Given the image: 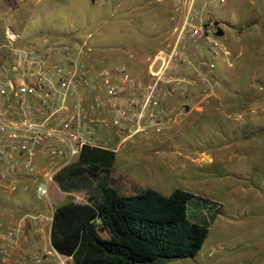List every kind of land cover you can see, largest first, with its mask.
<instances>
[{"label":"rangeland","instance_id":"374dc122","mask_svg":"<svg viewBox=\"0 0 264 264\" xmlns=\"http://www.w3.org/2000/svg\"><path fill=\"white\" fill-rule=\"evenodd\" d=\"M167 1L171 6L173 0H23L19 9L12 10L15 3L9 0L7 3H0V18L4 16V21H9L12 30L20 35L24 46L31 39L37 41L42 33H48L62 42L73 43L76 47L84 42L92 51L93 59H97L96 63L102 60L99 67L108 68L120 63L128 65L134 57L163 48L165 39L169 37L168 18L170 12H173L166 4ZM200 7H206L212 14L213 22L222 31L223 43L231 51V55L217 62L214 74L218 86H203L196 80L194 69L186 71L190 80L186 78L185 103L200 100L193 99L194 96L225 90L244 96L240 100L225 97L223 102L228 109L217 106L210 109V113L204 117L195 116L194 113L189 116H192L193 121L205 122L208 128L207 133H204L210 136L207 141L197 138L198 128L184 134L186 137L193 136L189 142L194 147L201 145L214 149L211 150L213 163L205 164L202 170L214 175V185L211 186L210 179L192 182L191 176L198 175L187 165L185 171L180 168L179 175L168 177L157 184L160 187L152 189L165 196L174 188H182L201 197H215L223 203L222 211L220 209L222 215L234 213L236 217H217L203 249L194 257L164 264H264V157H259L264 156V147L255 146L256 149L250 150L238 144V148L235 144L226 148L219 146L225 137L237 139L240 135L234 129V121L227 117L234 118L232 113H235L234 108L237 106L248 110L251 104H257L258 115L260 119H264V0H225L222 5L215 4L214 0H197L193 12H199ZM3 42L0 34V47ZM127 68L130 70L131 66L128 65ZM224 78H227V83H224ZM192 94L195 95L190 98ZM187 119L184 117L182 121ZM161 135L129 138L127 145L129 141L136 142L131 144L132 148L126 145L125 148L122 146L118 149V160L112 168V186L117 193L133 196L144 189L135 170L139 164L138 155L144 151V142L165 140L164 154L168 157L171 152L187 151L188 143L185 139L182 144L175 143L177 146H174L178 138L171 139L165 133ZM262 141L264 137L258 142ZM132 152L134 155L129 160L128 156ZM257 157L258 161H255ZM44 170L42 168L40 174ZM4 172L5 170V175ZM240 172L254 177L256 188H248L240 196L245 199L238 200L235 198L237 187L244 181ZM186 175L190 177H187L188 185ZM8 177L5 175V179L0 178V226H11L24 219L21 238L39 236L45 246H48L49 221L54 209L69 201L87 203L91 196L85 189L66 194L52 180L48 197L39 200L33 193L34 178L17 176V179L12 180L15 185L10 186ZM227 190H231V194L227 195ZM235 206L238 210L233 211ZM193 212L194 209L189 204L188 214ZM221 246L223 247L220 248ZM207 249L213 251L209 258L205 254Z\"/></svg>","mask_w":264,"mask_h":264},{"label":"built area","instance_id":"2783aa9c","mask_svg":"<svg viewBox=\"0 0 264 264\" xmlns=\"http://www.w3.org/2000/svg\"><path fill=\"white\" fill-rule=\"evenodd\" d=\"M196 1H188L172 42L147 59L143 76L124 65L91 69L87 46L55 40L35 49L6 30L7 58L0 65V168L38 176L34 192L43 200L59 169L55 161L71 164L84 146L97 145L94 125L110 127L121 141L171 129L182 116L174 101L185 97L186 71L194 69L203 86H218L217 62L231 55L209 10L193 12ZM99 108L104 115L100 119ZM38 156L45 165L35 161ZM23 223L21 219L14 226H0V255L16 250ZM27 264H48L46 254H32ZM55 264L72 260L61 255Z\"/></svg>","mask_w":264,"mask_h":264},{"label":"trees","instance_id":"16d2710c","mask_svg":"<svg viewBox=\"0 0 264 264\" xmlns=\"http://www.w3.org/2000/svg\"><path fill=\"white\" fill-rule=\"evenodd\" d=\"M114 160L112 150L84 146L78 161L54 175L62 192L91 194L87 203L54 209L49 238L55 252L72 264H164L194 257L221 206L182 189L167 196L148 187L121 195L112 186Z\"/></svg>","mask_w":264,"mask_h":264},{"label":"crops","instance_id":"0c3cea01","mask_svg":"<svg viewBox=\"0 0 264 264\" xmlns=\"http://www.w3.org/2000/svg\"><path fill=\"white\" fill-rule=\"evenodd\" d=\"M9 0H0V3H7ZM13 1L14 7L11 8L12 10H16L20 8V3L23 0H11ZM38 1V0H37ZM160 1V0H159ZM189 0H173L172 5L170 6L168 4V1L166 2V4L170 7V10L173 11L172 13L170 12L169 15V37H167V39H165V44L163 46L164 49L166 48L173 40V28L174 26H176V23L183 17V12L186 10L187 8V3ZM4 8V7H1ZM4 10V9H2ZM6 14V13H5ZM4 14V15H5ZM173 14V15H172ZM9 21H4V16H2L0 18V30H1V36L3 38V43L1 44L0 47V65L3 63V61L7 58V52L4 51L3 48V44L5 43V32L6 30H12V26L8 23ZM14 32V31H13ZM16 33V32H14ZM18 34V33H17ZM19 35V34H18ZM20 37V35H19ZM55 40H58L52 36H50L48 33H42L41 36L37 39V41H35L34 39H31L30 43L27 46H31L34 47L35 49H40L45 43L47 42H53ZM65 42V41H63ZM20 44L22 43L21 38H20ZM69 43V42H67ZM72 44L75 48H78L75 46V44ZM81 46H87L84 42H82L80 44ZM79 46V45H78ZM159 49V50H161ZM4 51V52H3ZM158 51V50H157ZM156 51V52H157ZM154 52V53H156ZM154 53H150V54H145L139 57H134L132 59H130V62L128 63V65L131 66V71L139 76H143L145 74V68L147 65V59L149 57H151ZM88 62L90 63V67L91 69H98L101 68L99 67L102 64V60L99 63H96L97 59L92 57V52L90 53L89 59H87ZM94 60V61H92ZM126 66L128 67V65H126L125 63H120L119 64H115L114 66ZM103 69V68H101ZM219 69H221V67L219 66ZM224 83L226 82L227 78H224ZM227 83V82H226ZM195 94H192V96H190V98H192ZM242 96L239 93L236 92H227L225 91H219V92H210V93H205L203 96H194L193 99L197 98V101L199 100L198 98H200V100L198 102L193 101V103H185L186 100H184L185 98H183L182 100L180 99L179 101H174V103H176L177 108H178V113H182L181 119L179 120L178 123H176L171 129H169L165 135L166 137H171V139L173 138H178L177 141L174 142V146H177L176 144L181 143L182 144V140L184 141V139L187 141V151H176L175 153L171 152L170 156H165V152H164V148L163 145L165 143V140H160V139H156L155 142L153 143L152 141L144 142L143 146H144V151L138 155V165L135 167L136 172L138 174V178H139V182L141 185H144V188H158L160 186H157V184H161L163 180L168 179V177H171L174 175L177 176L180 173V168H182L183 171H185V169H187V165L191 166V169L195 171V173L198 175L194 177V175H192V182H196L197 179H199V182H205L208 179H210L209 183L211 184V186L214 185V181L213 178L214 175L210 174V173H205L202 170H204V165L205 164H212L213 160H212V151L214 149H207L201 145H198V147H194L193 145L190 144V138L193 137L192 135L189 137L185 136V132H188L190 130V133L193 129L198 128V133H197V138L198 139H203L204 140H208L210 139V136H207L204 133H207V126L205 125V122H196V120H192V116L189 117L192 113H194L193 115L195 116H201L204 117V115L209 114L208 111L210 109H212L213 107H221L222 109H228L226 107V105L224 104L223 100L225 97L228 98H235V99H242ZM251 104V103H250ZM258 105H254L250 106V109L248 110H244L243 107H239L237 106L235 109V113L234 114V118H231V116H227L229 119L234 121V129H236V131L240 132V135L237 139L234 138H226L225 140L220 143V147H233L235 144V146L238 148V145L240 146H245L248 147L250 150H252L253 148L256 149L259 148L260 146L263 148L264 147V141L258 142L260 138L264 137V119H260L259 115H258ZM232 110V109H230ZM96 117L98 119L103 118V112H101L100 108L97 110L96 112ZM184 117H186L187 121L183 122L182 118L184 119ZM197 120L199 118H196ZM233 125V124H232ZM95 130L92 133V138L96 140V146L97 147H101V148H105V149H109L112 150L115 153V160H114V164L117 162V157H118V149L120 147L123 146V148L126 147V142L127 139L125 141H121V139L119 138V136L117 135V133L111 129L108 126H102L99 123L94 125ZM221 129V128H219ZM161 135V134H160ZM159 135V136H160ZM199 135V136H198ZM163 136V135H161ZM180 136L182 138H180ZM139 137H144V136H139ZM100 139V140H99ZM188 139V140H187ZM195 141V140H194ZM202 142V141H201ZM134 143H136L135 141H129L128 145L130 148H132L131 144L134 145ZM176 143V144H175ZM200 144V143H199ZM212 144H216V143H212ZM238 144V145H237ZM110 146V147H107ZM256 146V147H255ZM126 150H124L125 152ZM131 151V149H130ZM134 152L130 153V155L128 156L129 160H132L133 154ZM153 153V154H152ZM259 157H264V156H259ZM79 158V157H78ZM78 158L76 160H74L71 164L75 163L76 161H78ZM243 159H245L243 157ZM242 160V158H241ZM35 161L37 163H40L41 165H45V161H44V157L43 156H38ZM255 161H258V157L255 158ZM260 161V160H259ZM64 163L57 159L55 161V165L57 168H59L55 175L57 173H59L65 166H62ZM113 164V166H114ZM70 165V164H68ZM62 166V167H61ZM113 168V167H112ZM3 167L0 168V178L5 179V175L9 176L8 180H9V185L11 186L13 184V186L15 185L14 183H12L13 179H17V176H20L21 178L23 176H27V177H32L34 178V186H33V193L34 192V187H35V181H36V177L38 176H34V175H26V174H12L9 171L4 172L5 175L3 174ZM129 172H131V168L129 169ZM193 173V174H195ZM242 173V172H240ZM242 176H244V181H242V184L240 186L237 187V193L235 194V198H237L238 200L241 199H245V197H240L242 195V193L247 192L248 188H256V181L254 179V177H249L248 173L244 172L241 174ZM248 176V177H247ZM187 175H186V180H187ZM220 177V176H219ZM190 179V177H188ZM172 181V180H171ZM173 182V181H172ZM167 184V182H166ZM186 184L188 185L189 182L187 180ZM9 186V187H10ZM193 186V185H191ZM173 188V187H172ZM174 189H178V188H174ZM182 189V188H181ZM184 190V189H182ZM232 190V189H231ZM231 190H227V195L230 193L231 194ZM173 191V189H172ZM171 191V192H172ZM170 192V193H171ZM189 192V191H188ZM65 193V192H64ZM192 193V192H190ZM68 194V193H66ZM194 194V193H192ZM196 195V194H194ZM36 197V196H35ZM204 198L216 202L221 206V211L223 209V203H221V201L219 199H215V197L209 198V197H205ZM238 210V207L235 206V208L233 209V211ZM224 213L222 215V213L220 212L215 219L212 221L215 222V220L217 219V217H222V216H227L229 218H234V216L236 217V215L234 213H228L226 214ZM51 219H52V215L50 217V221H49V231H50V225H51ZM25 223V222H24ZM24 223L22 225L21 228V234L19 237V244L18 247L16 248V250L12 253H10L9 256L4 257L2 255H0V264H27L28 263V258L29 256H31L32 254H37V253H41L43 251H48L49 253H44L46 254V261L48 262V264H55V257L57 256H61L59 254H57L55 252V250L52 248L51 244H50V238L48 239V246H45L43 244V242L40 240L39 236H29L28 239L27 237L25 238H21L23 236V232H24ZM37 223V222H35ZM212 223L210 224L209 230L212 226ZM16 224V223H15ZM14 224V225H15ZM11 225V226H14ZM8 227V226H7ZM6 228V227H4ZM39 230V229H37ZM37 232V231H36ZM209 234V232H208ZM208 237V235H207ZM206 237V238H207ZM205 243V242H204ZM204 246V244H203ZM200 249L199 252H201ZM223 246H221L220 248H222ZM198 252V253H199ZM212 250L207 249V252L205 253L206 256L209 258L212 255ZM197 253V254H198Z\"/></svg>","mask_w":264,"mask_h":264},{"label":"water","instance_id":"95a60500","mask_svg":"<svg viewBox=\"0 0 264 264\" xmlns=\"http://www.w3.org/2000/svg\"><path fill=\"white\" fill-rule=\"evenodd\" d=\"M50 227H51V225H50Z\"/></svg>","mask_w":264,"mask_h":264}]
</instances>
